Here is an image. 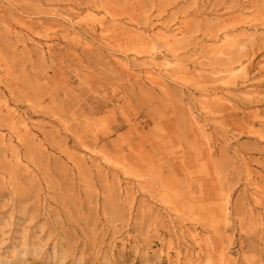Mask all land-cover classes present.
Instances as JSON below:
<instances>
[{"label":"rangeland","instance_id":"374dc122","mask_svg":"<svg viewBox=\"0 0 264 264\" xmlns=\"http://www.w3.org/2000/svg\"><path fill=\"white\" fill-rule=\"evenodd\" d=\"M110 15L182 23L187 70L150 84ZM262 22L264 0H0V264H264V29L212 42Z\"/></svg>","mask_w":264,"mask_h":264},{"label":"bare ground","instance_id":"6f19581e","mask_svg":"<svg viewBox=\"0 0 264 264\" xmlns=\"http://www.w3.org/2000/svg\"><path fill=\"white\" fill-rule=\"evenodd\" d=\"M240 15L244 13V8L239 9ZM107 13V12H105ZM106 14H103V16ZM110 23V26L103 27L101 26V31L107 32L111 31V33H114L115 36L119 39L120 38H125L127 40H133L136 39L140 41L141 44L145 45L147 47L146 52L149 53L150 55V60H149V67H147L144 70V78L150 83V84H155L157 86H163L164 85V80L169 79L171 76H173L177 72H185L187 70L186 65L183 64L185 61L181 58H179L175 53H176V48L175 44L182 38V36L185 34V31L182 28V23L181 25L176 24V27L172 28L167 24H162L159 27H157V30L155 33L145 35L143 31L140 29H131L129 28L128 24L125 23H120L117 22V19L113 16L110 15V18L108 20ZM102 21L100 24L102 25ZM213 23V22H210ZM24 24V23H22ZM175 25V24H174ZM26 27V26H25ZM258 28L264 29V22L260 24H249V23H244L241 27L237 28L238 33L234 32L233 29L226 30L224 32H221L220 34L214 35L215 38L212 40V42H217L219 43L220 46H240L243 41H248L250 43H255V34L258 30ZM249 29H252V31H249ZM72 34L77 40L79 39L77 37V34L72 32ZM129 38V39H128ZM160 39L164 45V47H167V50L169 53L163 55L160 59L161 61L159 63L154 62V53H155V41ZM138 41H135L139 44ZM135 52H137L139 49L135 48ZM153 50V51H151ZM151 51V52H149ZM140 52V51H138ZM118 60L116 63L121 66L122 69L125 71L130 70L128 65L125 63L124 59L121 57H116ZM195 66H193L194 68ZM205 96H212L211 101L214 102H221L220 100L223 98L216 92L215 90L208 92H202ZM204 97V96H203ZM225 101V100H224ZM226 102V101H225ZM200 109L201 110H206L208 108L207 103L203 100L199 102ZM7 112L11 115L12 118H14L13 112L9 111L7 109ZM23 121V126L25 131H28L27 123L22 119ZM19 124V121H17ZM9 145L12 146L10 140H9ZM15 158L18 161V156L15 155ZM106 160V159H105ZM107 163H111V161L106 160ZM227 204H228V198L227 195L223 197V200L218 204L219 205V214L218 218L221 219H226L227 215ZM190 237L194 241H199L197 235L194 233L192 230L189 233ZM179 256V253H177V257ZM217 262L218 264H235L231 258L229 257V254L227 253L226 249L223 247L219 249L218 254H217ZM187 263V260L184 262ZM194 264H199V263H194Z\"/></svg>","mask_w":264,"mask_h":264}]
</instances>
